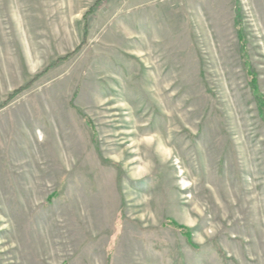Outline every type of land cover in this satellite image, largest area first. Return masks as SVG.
<instances>
[{
	"label": "rangeland",
	"instance_id": "374dc122",
	"mask_svg": "<svg viewBox=\"0 0 264 264\" xmlns=\"http://www.w3.org/2000/svg\"><path fill=\"white\" fill-rule=\"evenodd\" d=\"M97 1L0 0V264H264V0Z\"/></svg>",
	"mask_w": 264,
	"mask_h": 264
},
{
	"label": "trees",
	"instance_id": "16d2710c",
	"mask_svg": "<svg viewBox=\"0 0 264 264\" xmlns=\"http://www.w3.org/2000/svg\"><path fill=\"white\" fill-rule=\"evenodd\" d=\"M102 0H98L94 7L92 9H90L85 18L87 17V15L91 14L93 12V9L95 7H97L100 3H101ZM239 10V9H238ZM240 12V11H239ZM239 12L237 11L238 15H237V19H238V22H237V29L239 30V35H240V39L241 41L243 42V47H242V61H243V64H244V67H245V70L247 72V75H248V83H249V86L251 88V91L257 101V105H258V109H259V114H260V117L261 119L264 121V95L261 93L260 89H259V84H258V74L253 70L250 62H249V59H248V53H247V49H246V46H245V43H244V39H245V36L243 35V31H242V24L241 22L239 21ZM88 26H87V23H85L84 25V34H83V40L81 42V44L75 49L74 52L68 54L67 56L63 57V58H60L57 60V62L54 64L56 65L57 63L59 62H62V61H66L68 59H70L74 54L77 53L78 50H80V48H82L85 44H86V40H87V34H88ZM53 65V66H54ZM39 78L38 77H35L34 80H32L30 83H28L26 86L24 87H21V88H18L16 89L12 94H10L7 98V100L2 104V106H0V109L4 106H6L15 96H17L19 93H21L22 91L26 90L27 88H29L33 82H35V80ZM74 101V99H73ZM79 114L81 115L82 119H83V122L92 130L94 131V125L91 121V119L85 115L84 113H82L80 110H78L77 108H75ZM96 135V133H94ZM110 162V161H109ZM112 164V162H110ZM114 164V163H113ZM55 196V194H53L51 196V199ZM168 225L172 226L174 229L180 231L186 238H187V242L188 244L194 248V249H199L200 247L198 245H196L194 242H193V238H192V231L190 228L186 227V226H182V225H179L177 222L173 221V220H169L168 221Z\"/></svg>",
	"mask_w": 264,
	"mask_h": 264
},
{
	"label": "clouds",
	"instance_id": "9594fccd",
	"mask_svg": "<svg viewBox=\"0 0 264 264\" xmlns=\"http://www.w3.org/2000/svg\"><path fill=\"white\" fill-rule=\"evenodd\" d=\"M133 179H139V178L138 177H134ZM190 226H195V221H191L190 222ZM196 238L198 240H200V234L199 233L196 234Z\"/></svg>",
	"mask_w": 264,
	"mask_h": 264
}]
</instances>
